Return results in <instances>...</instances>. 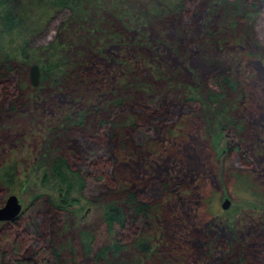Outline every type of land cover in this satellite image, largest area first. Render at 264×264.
<instances>
[{"label": "rangeland", "instance_id": "obj_1", "mask_svg": "<svg viewBox=\"0 0 264 264\" xmlns=\"http://www.w3.org/2000/svg\"><path fill=\"white\" fill-rule=\"evenodd\" d=\"M23 1L11 4L17 7ZM187 1L182 18L177 14L165 19L145 15L144 0H86V13L58 10L42 31L28 37L31 58L46 62L47 52L39 51L55 41L68 62L76 61L70 65L75 79L80 82L83 74L90 75H83L87 85L79 88L86 98H76L71 89L33 86V63L24 78L16 72L9 83L0 79V94L20 87L26 99L20 112L36 117L34 130L23 119H18L19 126H0V162L16 160L22 181L17 193L0 184V207L13 193L23 204L17 230L8 236L7 224L0 222L1 252L19 241L22 248L28 245L24 257L35 255L44 244L43 232L53 233L54 218L59 217L63 227L58 242L66 236L77 251L70 264H264V202L247 199L232 175L248 173L254 189L264 193V0H219L222 10L216 0ZM148 3L152 6L153 0ZM240 17L246 36L235 39L232 30ZM14 39L6 51L24 43L22 37ZM223 74L239 81L245 92L242 105L248 117L241 110L238 118L247 126L243 144L249 145V165L227 151L221 106L215 108L206 96L204 106L184 101L189 93L219 90L215 79ZM62 75L61 70L53 72L52 81L60 84ZM32 95L38 99L33 101ZM231 103L229 98L222 100L223 106ZM172 107L174 115L160 127L141 117H159ZM90 109L96 112L89 121L82 127L73 122L68 128L69 118L78 121ZM251 111L257 121L249 126ZM132 115L137 127L130 125ZM15 117L11 112L5 115L11 121H17ZM101 119H109L118 131L112 145L104 144L112 138L108 127H98ZM3 122L1 117L0 125ZM59 154H65L92 187L85 196L94 202L81 198L71 214L54 212L47 198L31 207L39 194L57 196L51 160ZM112 183L113 190L125 184L158 207L151 218L138 221L137 232L129 228L124 237L119 229L107 230L104 205L95 201L98 188ZM227 198L233 204L224 209ZM88 232L95 235L96 252L117 239L130 244L140 235H153L157 259L138 263L130 249L104 261L88 257L80 241L83 237L89 242L83 236Z\"/></svg>", "mask_w": 264, "mask_h": 264}, {"label": "trees", "instance_id": "obj_2", "mask_svg": "<svg viewBox=\"0 0 264 264\" xmlns=\"http://www.w3.org/2000/svg\"><path fill=\"white\" fill-rule=\"evenodd\" d=\"M149 1L150 0H144L142 4L144 6L143 11H145V15L147 16L158 14L157 17L170 19V16L179 14L178 17L182 18L188 9L186 3L188 2L187 0H153L152 6L148 5ZM216 1L217 5H219V9L222 10V6L224 7V4L219 0ZM85 2L86 0H24L16 7L11 4V0H0V52L3 53V58H0V79L9 83V81H12V75H14L16 72L20 74V77L24 78V76L27 75L26 72L31 63L37 64L35 62H42L40 59L36 60L34 57L31 58V55H28V37H30V35H36L42 31L54 13L58 10L72 9L76 11H84L86 13L87 8L85 6L87 3ZM243 21V18L240 17L237 25L235 26L236 29L232 30L235 39L246 36ZM7 36H11L9 43L4 42V38ZM16 36L19 38H24V43L19 45L20 48L13 50L14 52L10 50L6 51V47H10V44L15 43L16 39H14V37ZM39 52H47V54H45L48 59L46 62H42V65H40V84L49 86L55 91L71 89L73 91L70 92H72L76 98H86V96L82 95V93L79 91V88L87 85L85 80L89 78L88 76L90 74H83L88 78H84L83 75L79 77L80 82L75 79V73H71L70 70L73 66L70 65L72 63L75 65L76 61L68 62V58H65L63 54V48L58 42L54 41L47 46H43ZM65 69L67 71H65ZM60 70L63 72V80L59 84L57 81H52V76L53 72L55 73ZM215 80L216 84H218L220 88L219 90H210L209 92L198 91L194 94L189 93L184 98V101L187 103L204 106L203 97L206 96L208 99L207 101L212 103L215 108L221 106V108H218L221 120H223L220 126L222 133H224L228 139L227 151L231 156L233 155V157L238 156L241 158V162L244 166L249 165V161L251 159L249 145L247 143L243 144L246 141V138H248V135L246 134L247 126L245 125V119L238 118L240 111H244L242 100L245 92L240 90V82L236 81V79L231 76L223 74L219 75ZM23 88H27V85L24 81ZM192 90L194 91L195 87L191 85L190 91L192 92ZM36 98V95H32L33 101H35ZM223 98L231 99L232 103L223 106ZM25 101L26 99L20 87H10L3 93L1 92L0 118L4 117V122L2 125H0L1 128L7 129L11 126H19L20 120L18 123V119H23L22 121H26L27 124L31 125V130H34L36 117H34L32 113L23 114L20 112ZM122 104V101L118 102V105ZM173 108L174 107L169 108L166 112L160 114L159 117H155L154 115H142L141 117L148 122L156 123V126L160 127L164 124L163 120L165 121V118H169L170 116L174 115ZM8 112L14 113L17 121L6 119L5 115ZM95 112L96 111L93 109L88 110L78 121H73L69 118L68 128L71 127L70 125L73 122H76V125L82 127L84 123L89 121L88 119L92 113L94 114ZM250 113L251 118L248 120L249 126L253 125V123L257 121V117H253L256 112L254 113L251 111ZM169 114L171 115L169 116ZM247 117L248 116L244 111V118L247 119ZM136 122H138L137 117L132 115L130 117V125L137 127ZM99 123L100 125L98 127H108L110 129L112 140L111 142L106 141L104 144L107 145L109 143L112 145L113 142H116V139H118L119 135L118 131L115 129L116 127H112V123L109 119H101ZM99 129L97 132L98 135L102 130ZM233 129H235V131H233ZM64 134H67V132H64ZM98 135L96 136L98 137ZM206 135L212 141L211 134L209 133ZM95 147H93V149ZM99 147L100 145L96 148ZM258 153L260 154V152ZM258 153L256 154L257 157L259 156ZM51 162V171L54 178L56 179V192L58 194L57 196L39 194L32 201L33 203H31V207H33L36 202L40 201L41 199L47 198L48 204L54 212L71 214L70 212L72 211L73 206L76 203H79L81 198L90 202H94V199L86 198L85 196L86 190L92 189L90 181L81 171L76 170L71 166L68 157L65 154L57 155L51 160ZM232 175L238 188L246 195L247 199L264 202V193L254 189L251 177L248 175V173L243 171H235L232 173ZM21 183L22 181L19 174L18 162L14 159H6L0 162V184L4 188H10L13 190V192L17 193L16 189L21 186ZM152 188H156V183H154ZM98 189L100 190L99 196L98 199H95V201H98L104 205V219L107 230L109 232H113L114 230L119 229L120 237L125 234L127 235L129 228L134 232H137V229H139L138 221L141 219H149L157 212L158 207L156 205H152L148 201L143 200L140 195L130 190L125 184L121 185L119 190H113V183L112 185H104ZM75 191L78 193V196L73 194ZM21 214H23V211ZM21 220L22 216L20 215L10 222H4L7 224L5 232L8 233V236L10 233L18 229ZM59 221V217L54 218V223L52 226L55 225V230L53 233L50 230L43 232L42 236L44 238V244L35 255L29 258L24 257L23 252L28 248V245L22 248L19 241H13L11 246L9 245L8 250L3 252L0 251V264H70V262H72L71 257H73L77 251L75 247L71 246L69 239H67L68 237L66 236H64V241L58 242L59 234L63 227ZM83 236L89 239V242L86 243L82 239L83 237L80 238L84 252L88 257L93 256L95 259L104 261L107 259V257L113 255L114 252L120 253L130 249L135 253V258L137 259L138 263L139 261L143 260H150L154 262L157 259V244L153 235H140L136 237V239H134L130 244L123 243L124 240L122 241V239H117L113 246L105 245L97 252L93 247L95 243L94 233L88 232ZM119 264L121 263L119 262ZM161 264L167 263L163 262Z\"/></svg>", "mask_w": 264, "mask_h": 264}, {"label": "water", "instance_id": "obj_3", "mask_svg": "<svg viewBox=\"0 0 264 264\" xmlns=\"http://www.w3.org/2000/svg\"><path fill=\"white\" fill-rule=\"evenodd\" d=\"M30 76L33 86H38L41 81V68L39 64L30 66ZM230 199H225L222 204L224 209L232 206ZM23 211V204L18 195L10 194L5 202V205L0 207V222H10L21 215Z\"/></svg>", "mask_w": 264, "mask_h": 264}]
</instances>
